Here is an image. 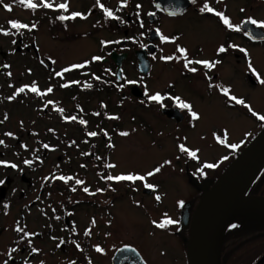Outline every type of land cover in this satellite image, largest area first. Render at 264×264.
<instances>
[{
	"label": "rangeland",
	"instance_id": "obj_1",
	"mask_svg": "<svg viewBox=\"0 0 264 264\" xmlns=\"http://www.w3.org/2000/svg\"><path fill=\"white\" fill-rule=\"evenodd\" d=\"M118 1L125 2L108 0L103 8L111 11ZM241 1L227 0V10L234 19ZM31 2L36 5V12L48 9L57 13L61 9L57 6L66 3V15H82L63 26L51 27L42 22L33 28L27 23L35 13L26 7L27 0H0L3 30L0 31V161L6 162L0 164L3 182L0 183V264H67L74 251L62 250V240L56 238H74L81 243L86 228L90 230L89 245L130 242L138 247L147 264H188L185 240L188 231L180 225V212L184 203L193 202L190 212L197 203L194 199L198 191L192 177L198 165L207 168V180L203 181L210 182L264 127L260 119L264 116V83L261 82L264 81V44L248 46L245 78L241 75L244 63L241 58L232 52L223 59L218 81L222 84L221 92L224 88L229 90L228 102L217 92L218 88L209 96L204 78L195 75L198 89L188 101L197 118L183 117L176 122L161 113L159 103L140 105L131 99L120 100L119 94L113 92L109 101L102 92L78 96L65 93L70 84L80 90L82 67L73 66L90 63L98 54H105L110 48L101 47V42L108 46V42L124 38L118 32L122 26L127 27L126 37L129 33L139 34L134 24L129 28V23L120 19V27L114 26L106 14L100 13L101 3L94 4V0ZM246 2L249 19L256 20V25L264 29L260 26L264 22V0ZM45 3L53 7H45ZM147 8H151L148 0L141 9L144 12ZM96 9L99 11H92ZM206 20L189 9L182 18L158 16L146 23L147 28H154L160 35L156 52L151 55V73L146 79L152 96L169 83L174 84L176 91L183 84V93H193L185 90L190 83L179 75L182 61L177 56L180 45L186 47L191 57L213 56L207 50L220 28L215 27L214 31ZM10 21L29 27L17 30ZM196 44L205 52L194 51ZM130 59L123 66L127 78H135L137 73ZM60 79L63 86L54 87ZM33 86L38 92L31 91ZM21 88L23 92L19 91ZM240 95L244 104L230 99L231 96L238 99ZM105 101L106 111L111 115L116 113L112 119L104 118L99 112ZM51 103L58 104L66 115H72L77 106L83 107L84 113L79 114L90 117L87 121L65 117L72 122L57 125L59 116ZM81 120L85 123H80ZM47 125L62 133L63 138L43 142L41 138L49 140L45 132ZM32 131L34 136L30 135ZM93 132L95 136L89 135ZM72 136L75 141L70 139ZM21 141L25 142V148ZM44 145H48L46 150ZM180 145L187 151H181ZM193 151L195 157L190 155ZM92 153H95L93 157L87 158ZM60 165L65 172L83 178L88 191L60 192L54 188L61 185L60 178L54 175ZM158 167L160 171L154 172ZM149 172L154 175L148 176ZM119 175H141L145 180L108 179ZM146 184L153 185L149 193L142 191ZM50 187L54 189L48 190ZM65 216L69 220L67 225ZM168 220L173 223H167ZM161 223L165 224L163 228L159 227ZM102 255H96L98 261L108 263L110 254L105 251Z\"/></svg>",
	"mask_w": 264,
	"mask_h": 264
},
{
	"label": "flooded vegetation",
	"instance_id": "obj_2",
	"mask_svg": "<svg viewBox=\"0 0 264 264\" xmlns=\"http://www.w3.org/2000/svg\"><path fill=\"white\" fill-rule=\"evenodd\" d=\"M107 1V2H106ZM147 0H125V2L119 1L113 4V9H111L112 16L107 15L108 9H104L105 4L108 3V0H94V4L101 3L103 7H101V14L104 13L108 17L112 24L116 27H120L118 21L120 19L123 22L129 23V28L132 24L135 25V28L138 29V33H129L127 36V27L122 28V37L117 41L108 42V46L104 45V41L101 42V47H109L110 49L105 50V54H98L96 57H100L99 60L91 59L90 63L86 61L85 64L82 65V69L80 70L81 74V84L86 85V91L88 93L91 92H102L106 94L108 101L110 100L111 93L119 94L120 100L131 99L136 104H143L145 106H149L151 104L159 103L160 111L162 113V108H177L187 120H193L192 112H195L192 108L190 101H188L189 96H195L194 92L198 89V86L194 83L195 75H202L204 78V82L206 83L205 88L207 89V94L212 96L215 94L216 89L217 92L225 98V101L228 102V95L221 92L222 84L218 81L219 73L222 71L221 66H224L223 59L227 56V54H231L232 52L243 60V64L241 66V75L244 77V72L247 68V51L248 46H256L264 44L263 40H252L250 39L244 32L242 28L243 23L247 20H251L246 14L245 10L247 3L246 0L241 1V5H239L238 10L235 13V18L231 15L227 10V0L218 1V0H190L191 5L180 14H168L157 5H155L154 0H148V4L151 8H147L146 10L141 9L144 2ZM211 7L213 9L212 12L207 10L201 11L205 6ZM153 6V7H152ZM189 9H193L196 16L200 19H207L206 21L211 22L210 27L215 31V27H219L218 36L214 39L215 42H212L210 45V49L207 51L213 52L212 57H191L186 51V47L180 45V49H184L185 52H179L177 56L179 60L182 61V71L179 72L180 77L185 78L186 81L190 83L189 86H185V90L192 91L193 93L185 94L182 89L184 87L181 84L179 91H176L174 88V84H167L162 91L157 92V94L161 97L160 100H152L150 97L152 96L149 92V88L147 87V77L151 73V55L156 52L157 49V39L159 38V33L152 27L146 26L147 22H150L158 16H164L167 18H182L186 15ZM92 10V11H97ZM123 12L125 13V17L123 16ZM222 13L223 16H226L229 19V22L233 25L232 28H229L227 25L223 23V19L221 16L216 15V13ZM88 13V12H87ZM86 14V13H85ZM84 14V15H85ZM125 20V21H124ZM255 26H258L255 24ZM120 30V28H119ZM118 30V32H119ZM151 31H155L158 34L157 39L150 40L149 34ZM264 31V29H263ZM223 32V36H222ZM217 33V32H216ZM179 36V34L177 35ZM165 37H161L163 40ZM174 40V39H173ZM155 45L154 52H149L148 45ZM183 47V48H182ZM221 47L225 48L224 52H220L219 49ZM118 48V49H117ZM195 50L200 49V52H205L200 48V45H195ZM126 49V50H124ZM145 49L146 57L149 60V66L147 73H143L138 69V59L136 55V51ZM188 50V49H187ZM115 51L117 54L125 53V57L122 59L120 64V77H116L117 64L111 59V52ZM206 51V52H207ZM131 58L133 63V69L136 71L137 75L135 78H127V72L125 66H123L124 61L127 58ZM186 61H193V63H189L187 67L185 66ZM195 61H207L213 64V67H208L205 64L194 63ZM191 68H195L196 71H190ZM137 87L142 93L141 97L135 96L131 89L132 87ZM192 86V89L190 88ZM156 94V95H157ZM238 99L243 100V96H239ZM106 101L103 107L106 108ZM167 103V104H166ZM171 103V104H170ZM181 103H187L191 106V109L181 108L179 105ZM116 113H113L114 116ZM164 114V113H163ZM112 115L110 112L106 114V118H111ZM165 115V114H164ZM117 116V115H116ZM167 117V116H166ZM175 121V119H173ZM104 139L105 137L102 136ZM178 145V144H177ZM180 149V148H179ZM109 168V166H108ZM193 179V177H192ZM108 181V180H106ZM254 188H248L246 195L248 196H260L264 198V174L258 175L255 179ZM205 185V184H204ZM101 189V188H100ZM101 193H106V190H99ZM97 193V192H96ZM187 203V202H186ZM191 207L193 202L190 201ZM248 203V202H247ZM264 204V202H259ZM190 207V209H191ZM89 229L86 228L84 230L83 239L81 243L76 242V240L69 239V244L73 249L74 253H72L70 262L67 264H74L73 261L76 257L78 264H113L112 258L114 253L122 247L132 246L138 252V247L131 244L130 242L120 243L118 245L113 246L105 245L102 242H98L96 245H89ZM178 232V231H177ZM97 247L103 249V251H97ZM107 248V249H106ZM75 251L77 252L75 254ZM110 254L108 263L105 260L98 261L97 256L105 253ZM140 253V252H139ZM95 255V256H94ZM97 255V256H96ZM141 255V254H140ZM142 257V256H141ZM143 259V257H142ZM144 260V259H143ZM145 261V260H144ZM146 262V261H145ZM147 263V262H146ZM220 264H264V210L260 209L257 212H254L245 216H238L231 219L228 224L225 233L224 239L221 249L220 255Z\"/></svg>",
	"mask_w": 264,
	"mask_h": 264
},
{
	"label": "water",
	"instance_id": "obj_3",
	"mask_svg": "<svg viewBox=\"0 0 264 264\" xmlns=\"http://www.w3.org/2000/svg\"><path fill=\"white\" fill-rule=\"evenodd\" d=\"M155 5L168 14H180L190 5V0H154ZM242 28L245 34L252 40H263L264 31L247 20ZM158 34L151 31L149 39H157ZM149 52H154L155 46L148 45ZM146 50L136 51L138 69L147 73L149 60ZM125 53L111 52V59L117 64L116 77H120V64ZM131 92L138 97L142 96L140 90L133 86ZM162 112L168 118L179 122L183 119L182 113L177 108H162ZM264 166V127L246 144L237 156L225 167L216 180L210 185H204L192 180L202 190V195L190 212L191 203L183 205L180 212V225L189 230L186 240V255L188 264H220V255L225 230L232 219L235 210L247 202H264L260 196H248L246 192L251 183L257 177ZM255 170L254 176L244 191L234 197L233 193L239 183L247 174ZM143 192H151L150 188H144ZM68 224V217L64 218ZM113 264H147L140 253L132 246L119 248L112 258Z\"/></svg>",
	"mask_w": 264,
	"mask_h": 264
},
{
	"label": "trees",
	"instance_id": "obj_4",
	"mask_svg": "<svg viewBox=\"0 0 264 264\" xmlns=\"http://www.w3.org/2000/svg\"><path fill=\"white\" fill-rule=\"evenodd\" d=\"M26 7H29L28 5L26 6ZM31 10H33L34 11V13H35V15H31L32 16V20L30 21V23H27L29 26H32V25H35V28L37 27V25H40V23H42V22H47V23H49V25L52 27V26H55L56 24H58V25H60V26H63V25H65L66 23H67V21H70L69 19H66V20H61V19H59V17L60 16H66V12L64 11V10H57L58 12L56 13V12H53V11H50V10H48V9H40L39 10V12H36L37 11V8H33V7H29ZM95 12V11H94ZM93 12V13H94ZM125 26H122V28H124ZM121 28V29H122ZM120 29V31L119 32H121L122 33V30ZM72 76L74 77V73L72 74ZM63 79H60L59 80V83L57 84V82H55L54 84H53V86L54 87H57V85H58V87L59 86H63V84L62 83H60L61 81H62ZM81 82V81H80ZM65 85V84H64ZM86 85H82L81 84V86H80V90H76L74 87H73V85L72 84H70V86H68V87H66L67 88V90L65 91V93H70L71 95H74V96H78L79 94H81V93H83V94H88V92L86 91ZM75 89V90H74ZM33 101V100H32ZM58 103V102H57ZM59 104V103H58ZM58 104H54L55 106H53V104L51 103V106H52V108H53V110L58 114V118H59V121H58V123H57V125H67V124H70L71 122H68V121H66V118L65 117H69V118H71L70 120H72V118L73 117H75V118H77V119H85L86 120V118H88V117H90L88 114H86V115H81V114H79V112H81V113H84V109H83V107H75L76 108V110H72V112H73V114L72 115H70V114H68V115H66L65 114V111L58 105ZM45 109H47V107H45ZM99 112H100V114L104 117V118H106V114L108 113L107 111H106V109H105V107H101V108H99ZM89 119V118H88ZM87 121V120H86ZM77 123H78V121H76ZM76 123V124H77ZM101 126H103V124H104V122L103 121H101L100 120V123H99ZM262 124L264 125V120L262 121ZM78 126H76V127H80V125L79 124H77ZM45 128L47 129V131H45L46 132V135H47V138L49 139V140H45V138H41V140L44 142H48V141H50L51 139H53L54 141H56L57 139H62L63 138V134L61 133H59V132H55L54 130H52V127L50 126V125H47V126H45ZM49 130H50V132H49ZM35 131H32V132H30V135H33L34 136V133ZM21 133V132H20ZM65 135V134H64ZM74 136V135H73ZM71 137L70 139H72L73 141H75V138L74 137ZM252 139V138H251ZM88 140V139H87ZM21 143V146L22 147H26V144H25V142L23 141H21L20 142ZM87 144V143H86ZM43 149H45L46 150V147H43ZM86 150L88 149V148H85ZM96 150H97V148H96ZM92 152H94V150H91ZM240 151H237L234 155H233V158L239 153ZM95 153H92V154H90V155H88L87 156V158H89V159H91L92 157H93V155H94ZM97 155V154H96ZM70 158V157H69ZM68 158V159H69ZM193 158V157H192ZM190 159V158H189ZM71 160V159H70ZM199 166V168H198V170H197V172L195 173L196 175H194L196 178H198V181H202V182H199V183H202V184H208V186H210L215 180H216V178L219 176V175H215V176H213L212 178H210V182H205L204 183V181H206L207 180V168H204L203 166H202V164H199L198 165ZM227 166V165H226ZM225 168V167H224ZM58 169H59V171H57V172H54V175H57L59 178L60 177H65V178H70V179H60V182L59 183H61V185H57V187H54V188H56L58 191H66V190H70L71 192H76L78 189H81L82 191L84 190V188L85 187H87L85 184H84V180H83V178H79V177H75L74 176V174L72 173V172H65L64 171V169H63V165H60L59 167H58ZM224 170V169H223ZM222 170V171H223ZM221 171V172H222ZM264 173V166H263V168H262V170L260 171V173L258 174V175H261V174H263ZM53 175V176H54ZM258 175H257V177H258ZM52 176V177H53ZM256 177V178H257ZM204 178H206V179H204ZM255 178V179H256ZM203 179H204V181H203ZM255 179H254V181H255ZM77 180H79V181H81L82 183H79V184H77L76 183V181ZM126 183V182H125ZM192 183L194 184V187L197 189V191H198V194L196 195V197H195V199H194V203L195 202H197L198 201V199L200 198V196L202 195V190L199 188V186L192 180ZM254 186H255V182H252L251 183V185H250V190H252L251 188H254ZM54 188H52V187H50L48 190H53ZM89 189V188H88ZM52 192V191H51ZM61 218H62V215H61ZM184 231H188V235H189V230H185L184 229ZM187 235V236H188ZM61 239L62 240V246H61V249L62 250H64V251H68V249L69 248H71V246H70V244H69V239H64L63 237H57L56 238V240L57 239ZM73 259H75L74 261H73V263L74 264H78V262H77V260H76V257L74 256V258Z\"/></svg>",
	"mask_w": 264,
	"mask_h": 264
},
{
	"label": "snow or ice",
	"instance_id": "obj_5",
	"mask_svg": "<svg viewBox=\"0 0 264 264\" xmlns=\"http://www.w3.org/2000/svg\"><path fill=\"white\" fill-rule=\"evenodd\" d=\"M22 2H23V0H22ZM27 3H28V6H29V7H33V8L36 7V5H35L34 3L31 2V0H27ZM44 6H45V7H48V8L53 7V5H52L51 3H45ZM4 7H5L7 10H9V11L12 10L11 7H10L9 5H4ZM57 7L66 10L67 7H68V5H67L66 3H62V4H59ZM101 7H103V6L101 5ZM204 10H207V11H209V12H212V11H213V9H212L211 7H207V5L205 6V8H202V9H201V11H204ZM79 15H82V14H80V13H73L71 17H68V16H60L59 19H61V20H66V19H69V18H75L76 16H79ZM107 15H108V16H112L113 14H112L111 11H107ZM216 15L221 16L222 19H223V23H224L225 25H227L229 28H232V27H233V25L229 22V19H228L226 16H223L222 13L217 12ZM10 23H11L12 28L17 29V30H19L20 28H28V27H29L28 25L20 24V23H18V22H16V21H10ZM250 23L253 24V25H255V24H257L258 22H257L256 20L252 19V20H250ZM260 26L264 27V22H262V23L260 24ZM31 27L34 28L35 25H32ZM0 31H3V30L0 29ZM4 34H9V33L5 32ZM165 39H167V38H165ZM219 51H220V52H224V51H225V48H224V47H221V48L219 49ZM180 52H181V53H184L185 50H184V49H180ZM93 59H95V60H99L100 57H94ZM165 59H171V58L169 57V58H165ZM189 63H193V61H186L185 66L187 67V65H188ZM194 63H198V64L202 63V64H205V65L208 66V67H213V66H214L213 64H211V63H209V62H207V61H195ZM73 67H82V65H74ZM65 71H68V69H65ZM190 71L195 72L196 69H195V68H191ZM57 75H60V73H57ZM261 82L264 83V81H261ZM65 86H66V85H65ZM19 91H20V92H23L24 89L21 88ZM31 91L35 93V92H38V89H37L35 86H33V87L31 88ZM51 91H52V89L49 88V89H48V92H51ZM228 91H229V90H228L227 88H224V89H223V92H224L225 94H228ZM150 99H152V100H157V101H158V100L161 99V97L157 94V95L151 96ZM230 99L233 100V101H235V102L238 103V104H244V101H243L242 99H237L235 96H231ZM179 106H180L181 108H185V109H189V110L191 109V106H190L189 104H187V103H181ZM192 117H193V119H196V118H197V114H196L195 112H192ZM72 119H75V117H73ZM260 119H261V120H264V116H261ZM80 123L83 124V123H85V122H84L83 120H81ZM89 135H91V136H95L96 133H94V132H93V133H89ZM123 135H127V133H123ZM0 143H2V141H0ZM220 143H224V140H220ZM44 147L47 148L48 145H44ZM179 147H180L181 151H187V149H185L184 145H180ZM231 147L235 148L236 145H231ZM190 155L193 156V157H195L196 153L193 151V152H190ZM5 163H6V162L0 161V164H5ZM25 163H31V162H30V161H25ZM166 163H167V162H166ZM12 167H16V165H12ZM208 167H213V165H208ZM159 171H160V168H159V167L156 168V169L154 170V172H159ZM154 172H149L147 175H148V176H152V175H154ZM60 179H70V178L60 177ZM108 179H110V180L114 179V180H117V181H121V180H128V181H136V180H140V181H143V180H145V177H144V176H141V175H119V176H115V177H111V176H109ZM0 183H3V182L0 181ZM76 183L79 184V183H82V182L79 181V180H77ZM145 186L148 187V188H153V185H151V184H146ZM84 191L87 192L88 189L85 188ZM156 198L159 199V196H157ZM166 222H167V223H173V221H171V220H168V221H166ZM93 223H94V221H93ZM164 226H165L164 223L159 224V227H161V228H163ZM33 250L35 251V249H33ZM97 251H103V249L97 247Z\"/></svg>",
	"mask_w": 264,
	"mask_h": 264
},
{
	"label": "bare ground",
	"instance_id": "obj_6",
	"mask_svg": "<svg viewBox=\"0 0 264 264\" xmlns=\"http://www.w3.org/2000/svg\"><path fill=\"white\" fill-rule=\"evenodd\" d=\"M254 174H255V170L247 174L246 177L239 183V185L237 186V188L233 193L234 197L239 196L244 191L245 187L250 183V180L254 176ZM259 208L261 210L262 209L264 210V204L259 202L243 203L235 210V212L232 215V218L252 214L254 212H257Z\"/></svg>",
	"mask_w": 264,
	"mask_h": 264
}]
</instances>
